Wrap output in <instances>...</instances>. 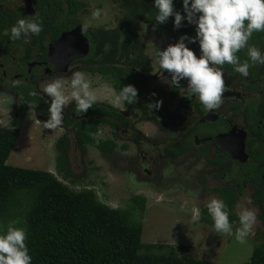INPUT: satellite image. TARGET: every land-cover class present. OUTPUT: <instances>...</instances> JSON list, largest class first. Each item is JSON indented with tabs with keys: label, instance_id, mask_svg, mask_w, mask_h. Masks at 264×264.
<instances>
[{
	"label": "flooded vegetation",
	"instance_id": "af4514ba",
	"mask_svg": "<svg viewBox=\"0 0 264 264\" xmlns=\"http://www.w3.org/2000/svg\"><path fill=\"white\" fill-rule=\"evenodd\" d=\"M74 1L0 0V97L4 95L12 98L13 106L15 105L12 122L15 119L21 121L29 109L33 111L38 121H47L51 98L43 93L46 82L64 80L65 92L70 95V77L76 71L87 73V78L90 80L88 76L91 74L104 79L105 75L97 69L105 66L113 65L117 69L130 70L137 81L138 99L135 103L128 104L123 101L118 107L113 108L103 101L96 100L87 112L77 113L76 102L70 100L69 105L64 108L63 124L58 128L60 132L55 135L53 146L58 139L62 142L65 140L62 148L67 163L70 145H77L81 152L85 144H90L76 143L77 123H86L90 118H98L95 123L96 129L90 136L92 138V134L98 133L105 125L109 136L106 131H101L102 137L99 136L98 141H110L113 149L115 140L121 136L119 133L124 136L129 134L126 127L130 126V118L135 116L133 115L135 109L143 111L145 118L151 117L153 110H149L147 105L162 100L161 108L171 106L172 111L171 118L169 113L167 118L162 116L166 129L160 127V131H155L158 138L168 140L163 142L161 150L156 153V159L165 162L160 165L162 168L157 173V175L161 173L164 181L162 184L153 183L154 186L159 187L153 193H158L160 187H165V182L171 179H178L180 184L193 189L191 181L196 178L198 184H194L200 187L198 186L199 191L193 193L201 195L202 198L195 197L191 206L195 205L194 201L198 199L200 203L197 205L201 211L208 212L205 205L206 198H217L224 202L229 197H233L234 203L229 208L232 221L238 218L233 215L237 202L243 197H249L252 203L248 207L258 210L260 227L264 228V71H259L257 76L249 78L222 68L225 73H233L238 78L224 79L226 90L223 93L222 104L218 109L205 110L197 97L188 99L181 95L185 94L184 88H187L186 79L180 81V87L169 86L163 78L153 75L151 61L148 59H145V65L143 64L141 68L124 65L125 63L116 54H112L113 64L102 62L100 52L90 58L88 31L97 26H89L86 31L82 30L83 16L80 20L78 14H84L85 4ZM75 6L78 8H74ZM21 18L42 24L43 30L39 35H30L28 43L24 42L23 35L20 39H11V27ZM75 28H79L81 37L74 36L72 44V38L64 35ZM62 36L66 39L60 43L58 39ZM85 43L84 53L72 57V51ZM106 76L111 78L110 75ZM239 80L244 81L245 84L241 86ZM152 93L156 95L152 96ZM24 99H27L28 106L21 103ZM124 107L125 111L122 110ZM170 127L176 130L172 132L174 136L171 137ZM41 133L53 135L54 131L47 129L40 131ZM155 134L150 135L153 137ZM150 144L153 145L154 142L151 141ZM93 145L96 148L95 144ZM188 159L191 160L189 163L183 162ZM199 163L202 166L198 170ZM152 172L148 168L143 170L150 179L153 176ZM159 194L161 196L160 192Z\"/></svg>",
	"mask_w": 264,
	"mask_h": 264
},
{
	"label": "trees",
	"instance_id": "16d2710c",
	"mask_svg": "<svg viewBox=\"0 0 264 264\" xmlns=\"http://www.w3.org/2000/svg\"><path fill=\"white\" fill-rule=\"evenodd\" d=\"M108 1L119 12L118 20L110 28L89 29L90 58L100 52L102 62L113 64L112 54H116L124 65L143 68L145 59L150 60L152 56L144 50L135 24L148 27L151 31L165 30L174 39L183 35L194 37L196 34L195 24H189L187 20L176 29L174 16L166 23H157L158 9L154 6V0ZM173 5L175 11L186 15L183 0H173ZM185 43L197 56L200 54L198 42ZM248 43L264 53V32H254ZM237 55L241 62L248 60L249 64L252 63L247 49ZM263 66H251L247 77L257 76L259 71H264ZM222 68L237 73L233 65L225 64ZM97 70L105 76L110 75V83L118 93L128 84L135 88L137 86L136 78L130 70L117 69L113 65ZM21 103L28 106L27 99ZM98 120L96 117L90 118L86 123L75 125V141L78 145L94 143L90 135L96 129L95 123ZM20 122V119H15L10 127L0 126V234L6 232L12 221L16 222V227L24 229L32 264H213L208 260L176 255L174 252L142 251V247H147L140 240L144 207L143 198L139 195L133 196L124 207L113 208L102 203L89 187L72 188L50 171L6 164V158L18 137ZM64 141L58 139L54 145V167L58 173L72 175L66 169L67 158L62 148ZM94 144L101 152H110L113 147L110 141H97ZM224 203L229 213L234 198L229 197ZM261 237L264 239V234ZM245 264H264V245H256Z\"/></svg>",
	"mask_w": 264,
	"mask_h": 264
},
{
	"label": "rangeland",
	"instance_id": "374dc122",
	"mask_svg": "<svg viewBox=\"0 0 264 264\" xmlns=\"http://www.w3.org/2000/svg\"><path fill=\"white\" fill-rule=\"evenodd\" d=\"M76 1L85 4L84 14H78L80 20L83 16V24L90 21L89 26L104 28L115 25L119 12L108 0ZM94 8L101 9L102 15L99 20H91V12ZM134 26L137 28L147 53L153 47H167L179 40L169 36L165 30L151 31L142 25L135 24ZM150 61L154 76L160 77V79H171L166 71L163 72L153 62V57ZM222 71L224 72V79L238 78L233 73H225L226 71L223 69ZM84 74L87 76V73ZM90 76L88 77L91 82V90L96 95L97 100L103 101L113 108L118 107L113 104L114 96L118 92L110 84L112 78L109 79L108 76H104V79H100L96 74ZM239 81L241 86L245 84L244 81ZM233 84H235L234 81ZM11 99V97L4 95L0 97V126L10 127L12 125V119L15 115L13 107L15 105L13 106ZM161 107L159 109L153 108L152 116L146 118L143 111L135 109L133 112L135 116L130 118V126L126 127L129 134L124 136L119 133L121 136L115 140L111 152H100L93 145L98 141L99 136L102 137L101 131H106L109 136L108 128L105 125L101 127L98 133L92 134L94 143L85 144L81 152H79L77 145H70L66 169L71 171L72 175L64 172L58 173L54 167L53 142L55 135L60 130H55L53 135L40 134V131L47 129L43 128V122L38 121L33 111L29 109L18 125V139H16V143L14 142L15 145L10 150L5 163L22 168L50 171L58 180L72 188L89 187L94 190L102 203L113 208H122L129 203L133 196L139 195L143 198L144 207L141 215L140 233V240L147 247L141 248L144 252H174L176 255H189L208 260L213 264H245L252 249L256 245H264V239L261 237V234H264V228L260 227L261 220L258 216L256 224L253 225L252 233L246 238L245 243H240L234 235L236 228L239 227L238 218L232 221L229 219L233 229L232 236L217 233L211 216L206 211L202 212L198 207L197 204L200 201L196 199L195 205L191 206L195 197L202 198L201 195L193 193L199 191V185H195L198 184L196 178L191 181L193 189H188L185 184H180L178 179H171L165 182V187H160L161 196L159 192L153 193L154 190L159 189L153 183L162 184L164 181H162L161 173L160 175L157 173L162 168L160 165L165 164V162L156 159V153L161 150L163 142L168 140L167 138H158L159 136L155 134V131H160V127L166 129L163 124L165 120L162 116L167 118V113H169V118H171L170 113L172 111L171 106ZM122 110L125 111L126 108L124 107ZM155 115L161 118H157ZM170 129L169 135L171 137L174 136L172 132L176 130L172 127ZM150 134H155V136L152 137ZM137 141L140 143H136ZM151 141L154 142L153 145L150 144ZM120 143H122L121 146ZM190 161L188 159L183 162L189 163ZM152 163L154 164L152 165ZM201 166L199 163L198 170ZM144 168L153 171L151 179L143 173ZM209 200V198L205 199L206 208ZM241 203L242 199L237 202L233 210L235 217H238L237 213ZM245 206L248 207V205ZM193 208L200 210V219L197 222L192 221Z\"/></svg>",
	"mask_w": 264,
	"mask_h": 264
},
{
	"label": "clouds",
	"instance_id": "9594fccd",
	"mask_svg": "<svg viewBox=\"0 0 264 264\" xmlns=\"http://www.w3.org/2000/svg\"><path fill=\"white\" fill-rule=\"evenodd\" d=\"M154 6L158 9L157 23H166L174 16L176 29L182 27L184 20L196 26L194 37L183 35L176 43L169 44L163 50L153 47L149 54L153 57V62L170 75V80L163 78V81L169 86L180 87V81L186 79L187 88H184L185 94L181 95L188 99L197 97L205 110L218 109L223 102L226 90L223 65L235 66V71L243 77L249 75L251 66L264 65V53L248 43L254 32H264V0H183L186 15L174 10L173 0H154ZM101 15V9L94 8L91 20H99ZM89 25L90 21L85 22L82 30L86 31ZM42 30V24L21 18L11 27V39L17 40L23 35L24 42L28 43L30 35H39ZM185 41L189 44L198 42L199 56ZM243 49H247L251 64L248 60L240 61L237 53ZM65 83L64 80L56 79L43 86V93L51 98L49 116L43 122V128L55 131L62 126L63 110L70 100L76 102L77 113L87 112L97 100L91 90V82L84 73L76 71L70 77V95L65 92ZM151 95L155 96L156 93ZM137 99L138 90L128 84L114 96L113 104L119 106L123 101L133 104ZM162 103V100H158L147 106L150 110L159 109ZM251 203L249 197H243L237 213L239 227L234 235L240 243L246 242L257 222L258 210L245 206ZM207 210L214 222L215 231L232 236L233 229L225 203L211 198L207 202ZM192 211V221H199V208H193ZM15 224V221L9 222L6 232L0 234V264H32V257L25 243L26 232Z\"/></svg>",
	"mask_w": 264,
	"mask_h": 264
},
{
	"label": "water",
	"instance_id": "95a60500",
	"mask_svg": "<svg viewBox=\"0 0 264 264\" xmlns=\"http://www.w3.org/2000/svg\"><path fill=\"white\" fill-rule=\"evenodd\" d=\"M64 36H70V38H72L71 41H72V44H73V42H74L73 37L76 36V37L80 38L81 37V33H80L79 28H75L74 30H72L71 32H69L67 35H64ZM64 36L59 37L58 41L60 43L63 42L66 39ZM85 46H86V43L83 44L82 47L73 50L72 51V57L81 56L84 53L83 50H84Z\"/></svg>",
	"mask_w": 264,
	"mask_h": 264
},
{
	"label": "bare ground",
	"instance_id": "6f19581e",
	"mask_svg": "<svg viewBox=\"0 0 264 264\" xmlns=\"http://www.w3.org/2000/svg\"><path fill=\"white\" fill-rule=\"evenodd\" d=\"M18 139V138H17ZM17 141V140H16Z\"/></svg>",
	"mask_w": 264,
	"mask_h": 264
}]
</instances>
